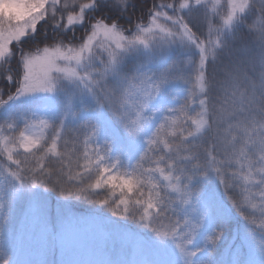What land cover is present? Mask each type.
<instances>
[{"label": "trees", "instance_id": "1", "mask_svg": "<svg viewBox=\"0 0 264 264\" xmlns=\"http://www.w3.org/2000/svg\"><path fill=\"white\" fill-rule=\"evenodd\" d=\"M199 1L58 0V6L37 25L34 36L13 44L11 55L0 64V102L19 86V50L66 45L71 31L64 30V19L79 11L86 19L94 16L114 26L126 39L156 13L164 12L179 21L202 48L206 92H219L230 77H249L245 64L252 61V47L264 43V0H249L229 27L225 25L229 16L226 4L212 14ZM177 60L171 57L159 66L139 69V81L133 83L130 93L143 86L159 98L142 110L135 142L122 131L102 97L101 105L113 127L94 105L83 103L77 109L76 120L68 122L59 137L55 156L43 161L36 183H32L50 213L25 217L12 250L0 249V264H183L158 247L166 237L188 243L194 254L192 264H255L250 243L264 250V175L253 169L252 183L245 171L236 176L206 175V165L214 164L209 160L214 157L212 146L192 138L200 116L196 76L179 70ZM122 103L115 100L114 111ZM160 171L175 173L177 178L182 173V187L190 203L207 209L206 225L193 228L192 216L168 191ZM252 185L257 187L256 193L263 192L258 204L253 202ZM57 207L62 209L60 216L55 215ZM92 216L104 219L106 236L83 245L70 242L62 251L59 236L63 229H70L73 220ZM137 235L139 240L132 241Z\"/></svg>", "mask_w": 264, "mask_h": 264}, {"label": "rangeland", "instance_id": "2", "mask_svg": "<svg viewBox=\"0 0 264 264\" xmlns=\"http://www.w3.org/2000/svg\"><path fill=\"white\" fill-rule=\"evenodd\" d=\"M199 2L208 5L212 14H217L226 4L229 16L225 25L229 27L246 9L249 0ZM56 6L58 0H0V63L10 54L12 44L33 37L37 25L47 19ZM79 12L64 19L63 28L66 31L88 29V34H75L81 36V39L76 38V43L34 47L20 53L19 89L0 102V249L12 250L17 231L29 214L49 215V205L32 183H36L43 161L55 156L59 137L67 123L77 118V109L89 102L113 127L109 113L101 107L107 102L122 131L135 142L142 110L159 96L143 86L135 89L134 94L130 93V88L139 81L137 73L141 67L159 66L171 57L178 58L179 70L187 74L193 72L196 76L200 117L192 138L208 141L212 146L214 157L209 160L214 164L206 165V175L236 176L245 171V175L250 176L248 183L255 181L254 173L264 175V43L252 47V61L245 64L249 77H230L219 92L210 90L208 93L203 84L202 48L172 16L156 13L147 25L126 39L114 26L103 21L90 23ZM99 97L104 99L102 103ZM115 100L123 103L114 111ZM160 174L169 192L192 216L193 228L206 225L207 209L190 203L182 187V173H177L178 178L175 173L160 171ZM223 182L218 180L219 187ZM256 189L252 185L251 195L258 204L263 192L259 189L256 193ZM61 212V208L55 209V215L60 216ZM89 218L80 222L73 220L75 223L70 224V229H63L61 250L70 242L83 245L106 236L104 219ZM138 238V235L132 236V241ZM157 245L166 251V256L176 255L183 264L192 260L193 254L184 239L175 241L166 237ZM250 251H257L252 243ZM256 260L264 264V250L256 253Z\"/></svg>", "mask_w": 264, "mask_h": 264}]
</instances>
